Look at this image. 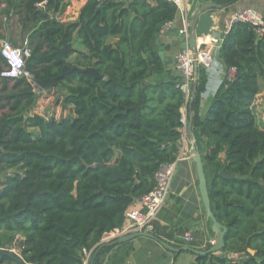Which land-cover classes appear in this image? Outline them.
<instances>
[{
  "label": "trees",
  "instance_id": "16d2710c",
  "mask_svg": "<svg viewBox=\"0 0 264 264\" xmlns=\"http://www.w3.org/2000/svg\"><path fill=\"white\" fill-rule=\"evenodd\" d=\"M64 6V0H0V40L19 46L20 35L31 49L30 79L2 77L0 51V264H84V249L93 250L91 264H104L116 246L99 249L103 238L125 227L127 212L153 189L157 172L181 153V76L148 80V72L165 71L156 39L175 20L177 5L89 0L78 20L66 23L52 15ZM76 35L87 52L70 48L61 55ZM218 57L236 75L223 78L205 117L193 118L192 133L206 169L214 170L212 209L228 231L222 254L196 255L195 264H264V129L254 111L264 91V35L235 23ZM65 64L94 66L102 78L80 71L61 77ZM48 78H58L75 117L30 113L37 99L32 79ZM206 83L200 68L196 110ZM222 169L233 177H222ZM162 233L168 242L174 231ZM117 246L107 264H122L135 251L132 242Z\"/></svg>",
  "mask_w": 264,
  "mask_h": 264
},
{
  "label": "crops",
  "instance_id": "0c3cea01",
  "mask_svg": "<svg viewBox=\"0 0 264 264\" xmlns=\"http://www.w3.org/2000/svg\"><path fill=\"white\" fill-rule=\"evenodd\" d=\"M129 1L132 0H126V2ZM88 2L89 0H64L65 6L63 8V11L52 13V15L61 22H75L78 20L81 10L87 5ZM152 3L154 4V2ZM204 4L218 5V8L211 9L210 13L212 14L214 19L213 26L222 31H228L231 28V16L238 10L248 8L255 9L264 17V0H237L229 3H226L223 0H185L182 6V14H177L175 20L171 21L169 26H163L159 34L157 35L156 44L158 45V52L160 53V51H162L165 57L164 61L160 57L162 62L164 63L165 71L162 73H150L148 76V80H150L152 83L168 81L170 77L179 75V71L174 61L175 56L180 50L188 46L189 35L191 32V30H189V18L192 17L196 10ZM108 15H111V12H109ZM14 29L18 32L20 29H22L21 24L17 22V24L14 25ZM181 29L185 30L184 33L176 35V33L180 32ZM17 38L19 39V46L26 44L25 42H22L20 35H18ZM211 39V37H201L197 39V42L200 43L201 41ZM6 40L9 41V39ZM117 40V37H111L109 39V42L115 44ZM2 42L3 41L0 40V48ZM69 45L70 48H74L78 51H86L80 38L77 35L75 36L74 41ZM161 47L163 48L162 50L160 49ZM76 54L77 53L73 54L71 56L74 57L73 60L71 61L72 58H69L70 60L68 59V62H73ZM213 67L214 69H216L215 72H208L207 70H205L207 75V83L205 90L201 94L200 105L197 110L193 106L194 98L192 103H190L191 101H189L182 108L183 117H186L188 122L186 128L184 127V134L181 141V154L184 157L179 161L177 165V170L172 183L170 196L159 212L158 216L154 220L155 224L162 229V232L164 230H168L171 232L174 231L171 239H169V241L172 240L171 242L177 243L179 241L185 242V244L188 243L179 236L180 234H183L182 230L191 231L193 235L196 234L199 238L197 242H200L198 246H205L207 244L213 245L215 242V236L211 229V222L207 220L206 210L200 194L196 167L190 160L191 154L188 153L191 152V147H189L190 149L188 150V145L191 143V137L193 135L192 127L190 128V116H192V123L193 118L196 115H198L200 118L205 117L212 99L216 95L224 78L226 66L219 58L215 61ZM34 90L37 92V99L34 106L31 108L30 113L32 115H41L47 119L51 118V116L48 117L44 114L48 115V113L50 112L49 110L47 112L46 105L48 101H50L52 96H54V93H51V89L38 91L34 87ZM63 104L64 97L56 106L55 111L61 112L63 109ZM67 106H69L70 109L72 108L73 114L70 115L69 109L68 114L62 115L60 118L55 117V119L60 120L65 117L76 116L74 112V106ZM254 111L256 113L258 125L264 129V91H262L258 95L255 101ZM207 169L208 171H206V174L208 181L210 182V178H212L214 170L211 167H208ZM208 172L210 173L209 175ZM146 240H149L151 243L155 242V244L153 245H157L154 246L153 249H149L148 251L142 249L143 247L135 246L136 243H140V245H143L144 243H146ZM127 242H132V246L136 249L137 255L134 251L132 252V255L129 252L125 255L126 257L122 264H195L196 262V254L189 251L173 253L167 249V251L164 252V246L160 242L152 238L141 236ZM117 247L118 246L116 245V247L108 253L106 258L104 259V264H107L110 255H113L115 252H117ZM159 252L160 254L156 256ZM149 254L153 255L154 259H149ZM164 254H166V257H163ZM132 256L136 261L130 258ZM138 258H142L141 263Z\"/></svg>",
  "mask_w": 264,
  "mask_h": 264
},
{
  "label": "built area",
  "instance_id": "2783aa9c",
  "mask_svg": "<svg viewBox=\"0 0 264 264\" xmlns=\"http://www.w3.org/2000/svg\"><path fill=\"white\" fill-rule=\"evenodd\" d=\"M103 2L105 0H99ZM175 3L178 10L182 12V6L185 0H169ZM231 25L235 23H246L255 27L257 33L260 36L264 35V17L255 9H243L236 11L230 19ZM170 22L164 26H169ZM184 29L180 30V33H184ZM199 39V38H198ZM188 42V40H187ZM217 40L211 39L206 41L197 42L196 51L187 47L180 50L175 56V63L181 76L178 81V88H180L185 95L186 103L192 99V90L196 80H199V70L203 68L208 72H215L213 64L219 58L217 54ZM3 58L6 60L4 70L1 72L2 77L19 78L27 76L30 79V74L26 71V60L31 56L30 47L14 46L8 40L2 42L0 48ZM236 75V67H230L225 69L224 77L232 79ZM184 127L188 125L186 117H182ZM183 155L180 153L178 159L173 162L164 165L156 174V183L153 189L136 200V206L130 209L127 214V224L122 229H117L112 232V236L120 237L125 234L138 231L152 232L156 228L155 218L163 208L164 204L168 200L171 187L174 180V176L177 170V165L180 160L183 159ZM110 234V236H111ZM186 242H193L194 235L191 231H185L180 234ZM93 250L84 249V264H90V258Z\"/></svg>",
  "mask_w": 264,
  "mask_h": 264
},
{
  "label": "water",
  "instance_id": "95a60500",
  "mask_svg": "<svg viewBox=\"0 0 264 264\" xmlns=\"http://www.w3.org/2000/svg\"><path fill=\"white\" fill-rule=\"evenodd\" d=\"M218 8V5L214 4H204L203 6L199 7L194 15L189 18V30H191L189 35V47L193 49V51H196V45H197V39L201 37H211L212 39L217 40V54L218 56L221 53V46L223 44L224 39L226 38V35L228 31H222L218 28H216L214 25V19L212 14L210 13L211 9ZM178 14L181 15L182 12L178 10ZM176 27V26H175ZM180 32H177L176 35H180ZM70 49V45H66L63 48L59 49V52L61 55H65L66 52ZM163 49L162 47L160 48ZM160 57L164 61V53L160 51L159 53ZM73 71H80V72H89L91 73L95 78H102V75L98 72V70L95 67H88V68H78L77 66H70L68 64H65L61 77L72 73ZM151 72H148L150 74ZM32 83L36 90L43 91L44 89H50L58 84V78H48L45 80H34L32 79ZM198 80L195 81L192 91V99L195 98L196 90H197ZM192 127V116H190V128ZM191 160L194 162L197 176H198V183H199V190L202 197V201L206 210V217L208 221H211V229L215 236V242L214 244L208 249V250H202L199 248H196L192 245H182V246H174L170 244L169 242L157 237L154 233L148 232V231H138V232H132L130 234L122 235L112 242H102L101 246L102 248L104 245H111L116 246L121 243L133 240L135 238L145 236L148 238H152L158 242H160L167 250L173 253H180L182 251H189L196 255H207L211 253H217L220 250H222L225 247V236L228 231V227L224 224H222L216 217L211 204L210 199V188H209V181L206 174V166L202 157V152L198 147L197 141L192 135L191 137ZM219 174L224 178H232V175H228L225 171V169H222Z\"/></svg>",
  "mask_w": 264,
  "mask_h": 264
},
{
  "label": "rangeland",
  "instance_id": "374dc122",
  "mask_svg": "<svg viewBox=\"0 0 264 264\" xmlns=\"http://www.w3.org/2000/svg\"><path fill=\"white\" fill-rule=\"evenodd\" d=\"M20 46H23V45H20ZM67 53V52H66ZM72 58V59H71ZM73 58L74 57H70V59H71V61L73 60ZM69 59V60H70ZM51 89V93H54V96H52V98L50 99V101H48V103H47V105H46V110H47V112H48V110L50 111L49 113H48V115H46V114H44L45 116H51V118H55V117H57V118H60L62 115H65V114H68L69 113V109H70V107L69 106H67V105H64L63 104V109H62V111L61 112H57V111H55V108H56V106L58 105V103L60 102V100L63 98V97H65V90H63L60 86H54V87H52V88H50ZM258 97V96H257ZM257 99V98H256ZM72 111V112H71ZM4 111L3 110H0V114L1 113H3ZM46 112V113H47ZM73 114V110H72V108L70 109V115H72ZM262 122V121H261ZM188 141H189V138H188ZM181 146H182V143H181ZM192 146V143H190L189 145H188V150L190 149L189 147H191ZM188 153H190L191 154V152H188ZM191 160V159H190ZM191 162H192V164H194V162L191 160ZM194 166H195V164H194ZM206 171H208V169H206ZM210 173L208 172V175H209ZM158 229H159V232L160 233H162V229L160 228V227H158L157 225H156V228L153 230V233L155 234V235H157L156 234V232H158ZM184 231H186V230H182V233H185ZM160 233H158L159 234V236H161V238L163 239V240H165V241H167L165 238H163L164 237V234L162 233V234H160ZM111 234V233H110ZM110 234H108V235H106V237H104L103 238V240L101 241V243L102 242H112L113 240H115L117 237H115V236H112V234H111V236H110ZM195 236V238H194V241L193 242H195L196 244V248H199V249H202V250H204V248H206L207 247V245H205V246H198L199 245V243L200 242H197V240H199V238H198V236L196 235V234H194ZM158 236V235H157ZM172 240H170V242H171ZM139 242H141V241H139ZM153 242V241H152ZM168 242H169V240H168ZM171 243H175V242H171ZM139 244V245H138ZM153 244H155V242L154 243H151L149 240H146V243H144L143 245H140V243H136V247H143L142 249H144L145 251H148L149 249H153L154 248V246H156V245H153ZM175 246H180L179 244H175ZM15 252H17V249L16 248H14L13 249ZM135 251V254H136V249H134ZM165 252V251H164ZM253 252V251H252ZM218 254H222V251H219V252H217ZM160 254V252L156 255V256H158ZM137 255V254H136ZM231 257L232 258H238V255H231ZM91 258H92V255H91ZM90 258V259H91ZM130 258H132V260H134V261H136L134 258H133V256L132 257H130ZM154 259V256L153 255H151V254H149V259ZM138 260H140L139 258H138ZM148 260V259H147ZM141 261H142V258H141ZM141 261H140V263H141ZM92 263V262H91ZM90 263V264H91ZM113 264H121V263H119V262H115L114 261V263Z\"/></svg>",
  "mask_w": 264,
  "mask_h": 264
}]
</instances>
